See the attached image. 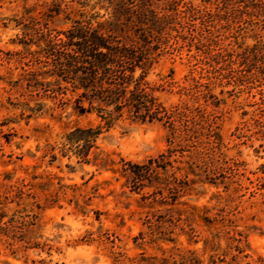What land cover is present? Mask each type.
<instances>
[{"label": "rangeland", "instance_id": "374dc122", "mask_svg": "<svg viewBox=\"0 0 264 264\" xmlns=\"http://www.w3.org/2000/svg\"><path fill=\"white\" fill-rule=\"evenodd\" d=\"M154 1L168 19L148 39L146 79L165 107H188L192 128L171 156L175 196L133 190L121 172L122 159L166 151L165 124L120 118L78 161L60 150L65 134L101 120L78 114L54 76L31 79L36 50L73 20L105 21L107 2L0 0V264H132L141 253L264 264V9Z\"/></svg>", "mask_w": 264, "mask_h": 264}, {"label": "trees", "instance_id": "16d2710c", "mask_svg": "<svg viewBox=\"0 0 264 264\" xmlns=\"http://www.w3.org/2000/svg\"><path fill=\"white\" fill-rule=\"evenodd\" d=\"M99 1L107 2L112 9L111 16L94 26L90 19L73 20L68 29L58 31L57 35L63 36L48 39L44 47L36 50L42 56L38 60L41 64L31 70V79L48 87L50 82L44 84L37 75L54 76V90H69L75 94L73 108L78 114L95 112L101 120L102 124L95 126H74L65 134L60 150L72 152L78 161H89L87 156L96 147L102 128L107 130L120 118L165 124L169 142L166 151L144 162L122 159L121 172L133 190L150 186L151 195H163L166 191L175 196L180 180L174 170H169L180 167H174L172 160L175 159L171 156L181 152L182 143L189 140L192 128L187 117L190 110L179 105L165 107L146 79L151 61L148 39L155 30H161L168 14H160L154 0ZM234 1L245 9H264V0ZM154 260V256L142 253L138 258H130L132 264H143V261L154 264Z\"/></svg>", "mask_w": 264, "mask_h": 264}]
</instances>
